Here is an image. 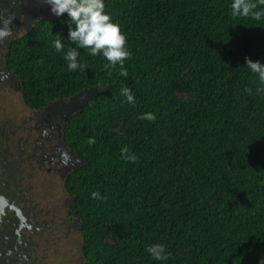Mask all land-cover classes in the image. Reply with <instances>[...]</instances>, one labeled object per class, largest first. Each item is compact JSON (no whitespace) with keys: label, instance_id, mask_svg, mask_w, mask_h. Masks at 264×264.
I'll return each mask as SVG.
<instances>
[{"label":"trees","instance_id":"trees-1","mask_svg":"<svg viewBox=\"0 0 264 264\" xmlns=\"http://www.w3.org/2000/svg\"><path fill=\"white\" fill-rule=\"evenodd\" d=\"M198 1L199 7L192 0H105L127 38V77L119 65L105 70L106 59L88 49L79 50L87 69L68 70L63 56L74 46L67 38L75 25L66 13L39 20L14 41L13 64L30 106L110 86L66 122L67 140L88 162L70 176L83 264H261L264 84L245 58L264 63V20L232 16V0ZM57 35L65 44L60 53ZM185 69L193 104L168 91ZM122 87L135 94L134 104ZM147 112L154 122L138 118ZM119 121L121 138L108 130ZM246 138L252 146L243 145ZM124 146L136 162L122 158ZM158 243L167 261L146 251Z\"/></svg>","mask_w":264,"mask_h":264},{"label":"flooded vegetation","instance_id":"flooded-vegetation-1","mask_svg":"<svg viewBox=\"0 0 264 264\" xmlns=\"http://www.w3.org/2000/svg\"><path fill=\"white\" fill-rule=\"evenodd\" d=\"M3 7L15 14V31L0 43V196L6 199L0 264H83V224L70 176L86 160L66 138L70 116L64 103L72 95L28 105L12 58L14 41L44 19L49 6L42 0H5Z\"/></svg>","mask_w":264,"mask_h":264},{"label":"clouds","instance_id":"clouds-1","mask_svg":"<svg viewBox=\"0 0 264 264\" xmlns=\"http://www.w3.org/2000/svg\"><path fill=\"white\" fill-rule=\"evenodd\" d=\"M5 0H0V43L5 42L14 33L13 20L15 14L11 9L3 7ZM49 6L50 12L59 17L67 14L73 28L69 25L67 40L71 41L73 47L67 48L64 53V60L70 72L85 71L87 65L80 59L81 49H88L90 55H102L107 63L105 70H111L117 65L121 68L120 75L127 77L128 73L124 70V61L131 57L128 50L126 35L121 31L119 24L113 22L112 17L105 11V0H42ZM231 14L234 17H249L255 21L264 20V0H232L230 4ZM53 42V47L60 53L65 49L60 35ZM247 69L256 74L259 81L264 84V63L252 61L245 58ZM246 93L251 94L250 88H245ZM120 94L125 97L129 104L135 103V94L128 87H122ZM141 120L154 122L156 115L151 112L143 113L139 117ZM90 144L95 140L90 138ZM121 156L129 162H136L138 157L132 154L127 146L121 148ZM93 199H103L99 192H92ZM146 251L151 258L157 261H167L169 254L163 244L150 245Z\"/></svg>","mask_w":264,"mask_h":264},{"label":"rangeland","instance_id":"rangeland-1","mask_svg":"<svg viewBox=\"0 0 264 264\" xmlns=\"http://www.w3.org/2000/svg\"><path fill=\"white\" fill-rule=\"evenodd\" d=\"M194 5L196 7H199V1L198 0H192ZM45 18H51L56 17L49 11H44L42 14ZM64 15V14H63ZM147 38V37H146ZM128 48V43L126 44ZM182 78L179 82H173L169 85L168 91H170L173 95L180 98L182 101H184L187 104H193L197 100V96L195 93V88L193 85V78L191 76L190 70L185 69L182 71ZM109 133L111 135L118 136L119 138L123 137L125 134V126L122 121H119L115 124H112L108 127ZM243 145L246 147L252 146V142L250 138H246L243 140ZM192 172L194 174L198 173V170L196 168L192 169Z\"/></svg>","mask_w":264,"mask_h":264},{"label":"water","instance_id":"water-1","mask_svg":"<svg viewBox=\"0 0 264 264\" xmlns=\"http://www.w3.org/2000/svg\"><path fill=\"white\" fill-rule=\"evenodd\" d=\"M30 30V28H28ZM110 86L109 85H100V86H93L86 89H83L76 94L72 95L69 100L65 101V108L67 112V118L72 116L80 109L84 107L91 99L96 97L97 95L105 92ZM88 163L87 161L85 164ZM6 205V199L0 196V215L3 211L4 206Z\"/></svg>","mask_w":264,"mask_h":264}]
</instances>
